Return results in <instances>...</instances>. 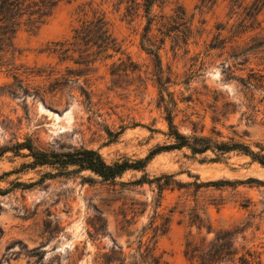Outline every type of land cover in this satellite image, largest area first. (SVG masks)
I'll use <instances>...</instances> for the list:
<instances>
[{"label": "rangeland", "instance_id": "1", "mask_svg": "<svg viewBox=\"0 0 264 264\" xmlns=\"http://www.w3.org/2000/svg\"><path fill=\"white\" fill-rule=\"evenodd\" d=\"M259 1L250 22L256 0H166L147 16L126 0H71L38 30L16 34L14 61L0 55V264H93L112 249L129 264L153 229L156 256L168 264H191L186 244L224 231L264 264V166L235 148L264 147ZM99 16L117 52L87 66L74 63L78 52L63 61L51 53ZM169 117L210 148H163L175 143ZM26 143L147 163L104 181L73 166L33 165L17 148Z\"/></svg>", "mask_w": 264, "mask_h": 264}, {"label": "trees", "instance_id": "2", "mask_svg": "<svg viewBox=\"0 0 264 264\" xmlns=\"http://www.w3.org/2000/svg\"><path fill=\"white\" fill-rule=\"evenodd\" d=\"M68 1L71 0H0V55H10V62H13L15 54L18 53L14 45L16 34L21 30L29 32L38 30L58 4ZM164 1L166 0H126V3L129 4L128 9L132 12L142 7L147 16L154 5ZM259 3L261 2L256 0L253 8L250 9V22L254 21L263 7V4L259 5ZM71 40L69 43L66 41L53 44L51 53L59 56L63 61L68 59L69 52H78L79 60L74 63L87 66L98 57L106 55L110 50L117 52L115 40L111 37L108 24L101 16L82 22L79 28L73 30ZM8 66L22 67L14 66L13 63ZM260 78L263 79L264 76H260ZM248 84L251 86L250 81ZM17 88L21 89L19 85ZM24 92L27 91L24 90ZM167 123L169 135L175 140V143L163 148L173 150L186 147L193 154L205 153L210 148L208 139L200 137L192 138V141H189L174 128L170 117L167 118ZM17 148L25 149L31 154L34 159L33 165L73 166L81 171H88L104 181H113L128 170H140L147 163V159H145L134 162L124 160L107 164L97 151L83 148L68 153L53 152L49 154L36 150L30 143L18 144ZM218 148L219 151L233 150L226 145H220ZM235 148L242 150L252 160L264 166L263 146L258 147V153H253L241 145H235ZM158 151H162V149L159 148ZM156 232L157 229H153L151 237L144 244L140 239L129 264H168L161 256H156ZM237 234L236 231H224L217 233L208 244L193 245L189 242L185 246L184 255L191 264H261L259 257L254 253L249 250L245 251L243 247H235ZM93 264H125V257L121 251L112 249L100 259L96 257Z\"/></svg>", "mask_w": 264, "mask_h": 264}]
</instances>
